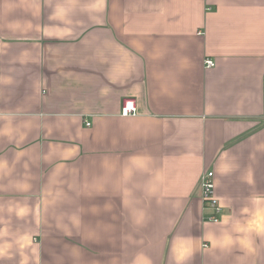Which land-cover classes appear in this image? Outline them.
<instances>
[{
	"label": "crops",
	"instance_id": "1",
	"mask_svg": "<svg viewBox=\"0 0 264 264\" xmlns=\"http://www.w3.org/2000/svg\"><path fill=\"white\" fill-rule=\"evenodd\" d=\"M0 264H264V0H0Z\"/></svg>",
	"mask_w": 264,
	"mask_h": 264
},
{
	"label": "built area",
	"instance_id": "2",
	"mask_svg": "<svg viewBox=\"0 0 264 264\" xmlns=\"http://www.w3.org/2000/svg\"><path fill=\"white\" fill-rule=\"evenodd\" d=\"M207 67H214V60L207 58L205 60ZM138 111L136 98L128 96L124 98L121 115L132 116L136 115ZM90 125V122H87ZM201 197L205 208L211 210V214L208 217L209 222H219L221 220L220 215L223 213V207L221 206L215 190L214 171L209 170L203 173L200 181Z\"/></svg>",
	"mask_w": 264,
	"mask_h": 264
}]
</instances>
